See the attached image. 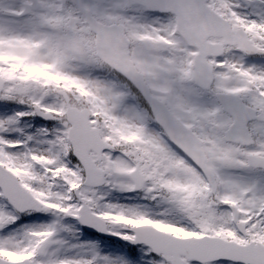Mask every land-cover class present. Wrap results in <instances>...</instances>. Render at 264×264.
I'll return each mask as SVG.
<instances>
[{
	"label": "snow or ice",
	"instance_id": "6c2138e0",
	"mask_svg": "<svg viewBox=\"0 0 264 264\" xmlns=\"http://www.w3.org/2000/svg\"><path fill=\"white\" fill-rule=\"evenodd\" d=\"M0 264H264V0H0Z\"/></svg>",
	"mask_w": 264,
	"mask_h": 264
}]
</instances>
